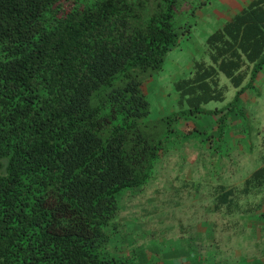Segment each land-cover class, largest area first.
<instances>
[{
    "label": "trees",
    "instance_id": "obj_1",
    "mask_svg": "<svg viewBox=\"0 0 264 264\" xmlns=\"http://www.w3.org/2000/svg\"><path fill=\"white\" fill-rule=\"evenodd\" d=\"M184 1L0 0V264H151L100 252L118 195L146 185L166 152L143 83L179 27L189 32L175 25ZM206 51L176 80L189 108L168 121L225 100L221 74L237 89L230 106L253 85L264 67V0L211 33ZM253 191L264 196V157L221 196Z\"/></svg>",
    "mask_w": 264,
    "mask_h": 264
},
{
    "label": "rangeland",
    "instance_id": "obj_2",
    "mask_svg": "<svg viewBox=\"0 0 264 264\" xmlns=\"http://www.w3.org/2000/svg\"><path fill=\"white\" fill-rule=\"evenodd\" d=\"M221 3L184 1L175 25L190 24L189 32L179 27V42L163 67L146 77L148 119L156 122L151 134L165 139L166 152L146 185L118 195L120 210L107 227L110 239L102 257L151 264H264L263 192L237 193V208H216L225 187L242 188L263 164L264 73L249 87L255 100L228 105L237 89L221 74L225 100L181 117L193 127L181 125V118L165 119L189 108L180 104L175 82L190 75L195 59L209 60L207 38L221 20L215 11Z\"/></svg>",
    "mask_w": 264,
    "mask_h": 264
},
{
    "label": "crops",
    "instance_id": "obj_3",
    "mask_svg": "<svg viewBox=\"0 0 264 264\" xmlns=\"http://www.w3.org/2000/svg\"><path fill=\"white\" fill-rule=\"evenodd\" d=\"M221 1H222V3H221L222 7H219V8L215 7V11L217 12V16L221 20L218 21V23L216 24V27H213V25H211V27H212V29H214V31H216L219 28H222L227 21L231 20L236 14L241 12L243 10V8L246 7L247 5H249L253 0H221ZM201 59H204V58H201ZM195 60H200V59H195ZM195 60H194V62H195ZM204 60H206V59H204ZM194 62L192 63V66H194ZM192 70H193V67H192ZM191 71H190V74H191ZM261 73H264V69L257 74V77H256V79H255V81L253 83V86L257 85V84H255V82L260 77L259 75ZM247 82H248V80H246V82H244V85L247 84ZM249 87H247L245 89V91L241 95V99H240L239 102L242 101V98L246 99V97L248 98V100L249 99H254V100L256 99V96L253 95L252 92H250ZM145 88H146V79L144 80V83H143L144 92H146ZM231 110H233V109L231 108ZM181 125L192 126V127L194 126V124L191 121H183V122H181ZM230 188H233V186L225 187L223 189L224 190L223 192H225L226 190H228ZM231 197L233 199L229 203H225V200L223 198L221 200V203L218 206H216V208L218 210H220V209L223 210V209H226V208H227V210L234 209L236 204H237V197H234V196H231ZM231 202H232V205L230 204ZM236 208H237V206H236ZM229 212L230 213L227 214L226 217H230L229 215H231L233 213L231 211H229ZM223 215L225 216V214H223Z\"/></svg>",
    "mask_w": 264,
    "mask_h": 264
}]
</instances>
